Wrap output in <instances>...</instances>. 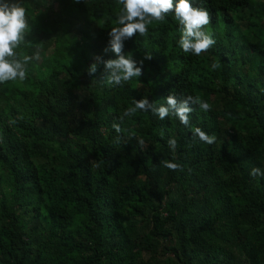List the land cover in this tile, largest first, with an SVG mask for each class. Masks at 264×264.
<instances>
[{
    "label": "trees",
    "instance_id": "16d2710c",
    "mask_svg": "<svg viewBox=\"0 0 264 264\" xmlns=\"http://www.w3.org/2000/svg\"><path fill=\"white\" fill-rule=\"evenodd\" d=\"M18 2L32 30L15 51L41 58L0 84V264H264V177L250 175L264 170V0H190L216 41L200 56L178 46L173 14L154 21L125 41L152 59L123 86L85 71L116 58L117 0ZM169 94L211 111L193 105L189 127L138 111L112 128L134 99ZM197 127L216 142L193 140Z\"/></svg>",
    "mask_w": 264,
    "mask_h": 264
},
{
    "label": "clouds",
    "instance_id": "9594fccd",
    "mask_svg": "<svg viewBox=\"0 0 264 264\" xmlns=\"http://www.w3.org/2000/svg\"><path fill=\"white\" fill-rule=\"evenodd\" d=\"M80 2L81 0H73L75 4ZM117 3L122 6L116 16L117 26L108 32L109 39L104 48L105 53L111 51L116 58L104 59L103 56L96 55L93 57L94 62L85 70L89 76H94L102 67L101 81L109 86H123L143 75L144 60H151L152 56L144 54L143 59L136 61L132 54L124 52L125 41L137 34L146 35L150 24L154 21H164L169 14H173L180 25L178 46L184 53L200 56L216 43L213 35L204 30L211 22L209 11L193 7L190 0H117ZM31 30L26 9L20 6L18 0H0V84L24 81L27 78L28 64L33 60H40L39 51L33 56H21L15 51L22 43L27 42L26 37ZM218 67V64L212 65L213 69ZM193 105L205 113L211 111V105L199 96L182 95L177 98L169 94L165 97V103L159 105L150 102L146 96L140 100L134 99L133 106L124 110L119 118L120 122H113L112 128L120 134L125 118L135 115L138 111L149 112L160 120L173 116L180 124L189 127ZM161 136L163 137V132ZM192 138H198L207 145H213L217 139L215 135H209L199 127L192 132ZM138 143L142 150L146 147L143 139H139ZM167 144L172 151L176 150L175 138L168 139ZM161 165L171 171L183 170L180 164L168 160L161 161ZM250 175L264 177V170L253 168Z\"/></svg>",
    "mask_w": 264,
    "mask_h": 264
}]
</instances>
